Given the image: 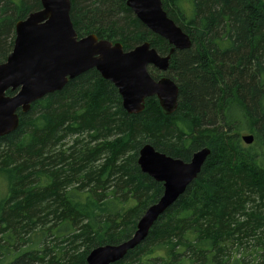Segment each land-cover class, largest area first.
Instances as JSON below:
<instances>
[{"label": "trees", "instance_id": "16d2710c", "mask_svg": "<svg viewBox=\"0 0 264 264\" xmlns=\"http://www.w3.org/2000/svg\"><path fill=\"white\" fill-rule=\"evenodd\" d=\"M70 2L78 38L95 35L124 51L148 42L161 56L171 49L125 1ZM161 2L191 40L166 73L149 68L178 87L176 110L164 114L152 97L127 114L92 69L18 111L17 129L0 137V264H86L93 249L130 239L163 192L137 164L146 144L185 163L202 148L210 155L114 264H264V0ZM40 9V0H0V63L15 24Z\"/></svg>", "mask_w": 264, "mask_h": 264}, {"label": "water", "instance_id": "95a60500", "mask_svg": "<svg viewBox=\"0 0 264 264\" xmlns=\"http://www.w3.org/2000/svg\"><path fill=\"white\" fill-rule=\"evenodd\" d=\"M121 1L149 31L171 46L169 53L159 55L148 42L124 51L120 43L95 35L78 38L70 19V0H40V10L15 24L12 51L0 63V137L17 129L18 111L27 113L32 103L61 91L68 81L92 69L116 88L127 114L141 113L146 99L152 97L164 114L176 110L178 87L167 76L154 79L149 68L166 73L173 53L191 47L190 37L167 17L161 0ZM7 92L14 94L8 96ZM241 141L250 145L253 136L243 135ZM209 155V149L202 148L185 163L157 152L149 144L142 146L137 159L139 169L162 183V195L139 218L130 239L93 249L86 264H114L123 260L144 241L158 217L196 180Z\"/></svg>", "mask_w": 264, "mask_h": 264}, {"label": "rangeland", "instance_id": "374dc122", "mask_svg": "<svg viewBox=\"0 0 264 264\" xmlns=\"http://www.w3.org/2000/svg\"><path fill=\"white\" fill-rule=\"evenodd\" d=\"M245 145V144H244Z\"/></svg>", "mask_w": 264, "mask_h": 264}]
</instances>
